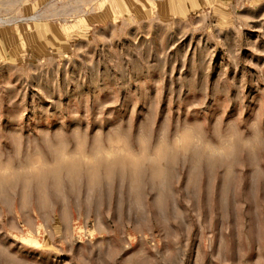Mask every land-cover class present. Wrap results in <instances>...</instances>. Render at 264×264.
Masks as SVG:
<instances>
[{
  "label": "rangeland",
  "instance_id": "1",
  "mask_svg": "<svg viewBox=\"0 0 264 264\" xmlns=\"http://www.w3.org/2000/svg\"><path fill=\"white\" fill-rule=\"evenodd\" d=\"M0 264H264V0H0Z\"/></svg>",
  "mask_w": 264,
  "mask_h": 264
}]
</instances>
